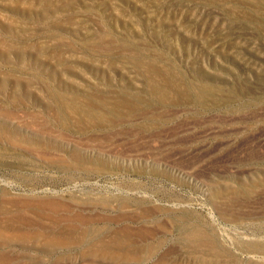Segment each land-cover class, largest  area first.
<instances>
[{"label":"rangeland","instance_id":"rangeland-1","mask_svg":"<svg viewBox=\"0 0 264 264\" xmlns=\"http://www.w3.org/2000/svg\"><path fill=\"white\" fill-rule=\"evenodd\" d=\"M0 264H264V0H0Z\"/></svg>","mask_w":264,"mask_h":264}]
</instances>
